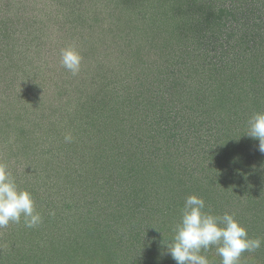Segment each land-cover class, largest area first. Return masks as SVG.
Returning a JSON list of instances; mask_svg holds the SVG:
<instances>
[{"label": "trees", "instance_id": "16d2710c", "mask_svg": "<svg viewBox=\"0 0 264 264\" xmlns=\"http://www.w3.org/2000/svg\"><path fill=\"white\" fill-rule=\"evenodd\" d=\"M186 2L196 4L193 8L198 6V13L190 20L181 6L187 7ZM168 4H175L179 31L166 29L140 40L142 50L150 44L159 53L160 59L148 70L154 72L151 81L143 82L149 76L148 64L137 44L131 52L139 55V70L133 64L123 65L124 70L119 66L125 71L122 88L126 97L119 95L113 103L112 98L106 100L102 85L113 80L105 77L109 71L115 72L117 65L114 60L106 63L109 59L103 55L100 58L92 53L94 58L87 57V64L91 62L97 69L95 80L101 85L96 100L86 94L84 85L79 83L75 88L83 104L81 111L85 112L77 116L80 130L88 125L89 133L101 138L87 153L88 174H77L82 170H76L75 162L69 168L67 160L74 157L69 151L60 165L52 163L51 171L37 168L41 163L38 151L24 163L11 162L12 170L8 168L17 185L31 192L43 222L29 229L22 218L20 224L0 228V264H66L65 250L77 249L88 255L87 264H154L153 259L155 264H168L166 259L172 257L166 245L175 235L180 210L189 195L202 198L205 211L218 216L234 214L242 226L253 224L256 229H264V153L258 150L259 141L246 134L249 117L264 112V0H185L182 4L171 0ZM11 5L7 2L0 11L1 15L7 9V16H0V62L9 53L11 42L15 40L10 46L13 50L17 44L8 33L11 30L2 27L19 22V17L8 15ZM21 87H14L18 95ZM70 88H66L67 99ZM5 95L0 97L1 122L15 110H7V106L20 100L17 95L7 99ZM128 105L136 107L133 115L126 109ZM199 132L214 138L216 150L225 147V158L207 157L212 145L206 143V151L201 142L190 144ZM27 137L18 138L16 144L21 146ZM88 143L91 146L94 141ZM189 146L194 156L184 152ZM241 153H246L249 164ZM199 154L202 158H197ZM49 156L53 158V152ZM236 156L242 164L233 163ZM228 177L230 180L225 181ZM225 183L240 192L237 199L230 197L235 202L232 209L229 202L219 199L223 192L218 185ZM72 190L76 195L73 209L84 225L72 234L64 225V232L57 238L51 231L59 221L65 222L66 209L63 205L56 209L55 204L65 202L64 195ZM124 227L131 233L127 241L121 234ZM260 230L253 236L264 241ZM244 255L248 257L249 253ZM261 255L264 264V243L253 252L257 260Z\"/></svg>", "mask_w": 264, "mask_h": 264}, {"label": "rangeland", "instance_id": "374dc122", "mask_svg": "<svg viewBox=\"0 0 264 264\" xmlns=\"http://www.w3.org/2000/svg\"><path fill=\"white\" fill-rule=\"evenodd\" d=\"M170 1L127 0L122 3V0H0V11L7 2H10L12 11L10 10L8 15L19 17V22L7 26L2 25L6 30H11L8 33L13 39H16L17 44H15L16 48L13 50L10 46L15 43V40L11 42L8 48L9 53L4 54V60L0 62V73L5 75L0 77V93H2L1 96L6 94V99L8 96L13 95L20 98L11 107L7 106V110L12 107L15 110L5 116V121L1 122L0 119V162L5 163L12 170V161L18 160L24 163V161L33 159V157L31 158L32 153L38 151L37 154L41 155L38 160H41V163L40 166L37 163V168L51 171L52 163L55 164V167H57V164L60 165L67 157L65 153L69 151L74 155L72 160H67L69 168L74 167L73 162H75L78 167L76 170H82V172L77 171V174L82 176L88 174L85 172L88 165L87 153L91 147L94 148L101 141V138H95L94 135L89 133L90 128H87L88 125L84 129L82 127L83 131L80 130L82 124L79 125L77 116L79 112L82 116L85 112L81 111L83 104L79 103V90L75 91V88L79 83V85H84L86 94L92 96L91 99L96 100V91L101 85L95 80L97 79L95 78L97 69L94 70L93 63L89 62L87 64V57L94 58L95 56L92 53L96 56L99 55L100 58L103 55L109 59V61H103L109 63L114 60V65H117L115 72L109 71V75L108 73H101L103 76L108 75L105 77H108V80L113 79L110 83L102 85V89H105L106 100L112 98L113 103L119 95L125 96L122 88L125 82L122 75L125 74V71H120V67L124 70L123 65L133 64L135 69L139 70L138 62H136L139 61L137 59L139 55H134L131 52L137 44L140 47V53H143L142 55L145 57L146 64H148L147 72L149 76L143 82L147 83V81L154 79L153 69L148 70L157 62V59H160L158 58L159 53L150 44L149 47L145 44V49L142 50L144 44L140 40L146 36L151 35L152 37L155 32H164L166 29H168L167 32L179 31L178 29L181 28V23L178 22L179 14L174 9L175 4L169 6L168 2ZM184 1L178 0V3L182 4ZM22 2L24 3L21 4ZM186 4L187 7L184 4L181 6H183V10L186 11L190 20L192 15L198 13V6L193 8L196 4L190 2H186ZM158 9H160L159 12H157ZM1 15L7 16V9ZM162 24L163 27L160 28ZM141 30L145 31L144 35L140 34ZM31 40L34 42H31ZM68 45L75 46L83 58L80 72L76 76H73L60 63V50ZM2 65L3 67H1ZM17 84L23 86L20 88L23 95L21 92L18 95L14 90ZM128 85H131V83ZM69 87H71L69 90L70 97L67 99L66 88ZM107 88L113 90V94L108 92ZM132 89V95H134L136 91H134L135 88ZM7 93L9 94L7 95ZM127 108H129L132 115L137 111L135 106L128 105ZM101 115L104 116V114ZM116 125L120 126L121 124ZM69 135L72 139L67 142L65 137ZM26 136H28L27 141L21 146L16 144L18 138L24 139ZM194 137L197 138L191 139L190 144L191 142H201L206 151V143L213 146L214 138L203 136L201 132L194 135ZM88 140H92L94 143L90 146ZM186 143H189V141ZM27 146L30 147L29 152H27ZM202 147L199 146L198 149ZM19 148L22 150L19 151ZM224 148L216 150L217 148L213 146L207 157L211 159L216 155L224 157V152H222ZM190 149L189 146L185 148L184 152L186 154L190 152L189 155L194 156L193 149ZM51 152H53V158L49 156ZM242 154V158L249 164L246 153H241V156ZM197 158H202V154H199ZM239 158L240 156L234 157L233 163L236 161L237 165L242 164V161L239 162ZM88 160L91 159L88 158ZM226 170L228 169L225 168L224 172H227ZM18 171H20V167H18ZM224 177L227 176L224 175ZM228 180H230V177L225 179V181ZM218 187L223 192L219 197L220 201L229 202V209L235 207V202L230 197L237 199L240 192L234 189L232 185H226V183L225 185L220 184ZM62 194L63 192L60 196ZM214 195L218 196L219 194L214 192ZM64 197L65 202L55 204L56 209L60 208L61 205L66 209L64 210L66 212L64 214L65 222L59 221L51 231V234L55 233L57 238L64 232V225L71 234L75 229L78 232V227L84 225L78 211L73 209L76 199L73 190L71 192L67 191ZM9 225L14 224L10 223ZM245 228L248 234L252 236L256 235L257 230H260L254 228L253 224ZM260 231L264 232V229ZM121 234L123 241H127L131 234L130 229L127 230L124 227ZM71 236L73 237V235ZM169 240L171 243L173 238ZM65 251H67L65 254L68 257L66 264H87L85 262L89 260L88 255H85L81 249H77L75 252L73 250ZM207 253L211 264H220L221 257L216 254L214 247L213 250ZM131 254L129 253V256L133 258ZM136 256L138 257V254ZM245 256L243 253L241 263H262L261 258L263 259V255L259 256L258 260L257 257L253 256V253H249L248 257ZM127 261L129 263V260ZM152 261V263H156L155 259ZM166 261L168 264H176L172 259H166Z\"/></svg>", "mask_w": 264, "mask_h": 264}, {"label": "clouds", "instance_id": "9594fccd", "mask_svg": "<svg viewBox=\"0 0 264 264\" xmlns=\"http://www.w3.org/2000/svg\"><path fill=\"white\" fill-rule=\"evenodd\" d=\"M82 56L73 45L60 50V63L73 76L80 72ZM249 137L259 141L258 150L264 153V112L254 113L247 121ZM71 136H66L67 142ZM205 201L189 195L180 210L179 222L175 225V235L170 244L166 245L168 253L176 264H211L207 253L215 248L221 257L220 264H241L243 253H253L260 249L264 241L251 238L234 214L214 215L205 211ZM50 215H55L50 212ZM26 228L38 227L43 218L35 210V201L31 192L20 189L8 166L0 162V228L9 224H20Z\"/></svg>", "mask_w": 264, "mask_h": 264}]
</instances>
